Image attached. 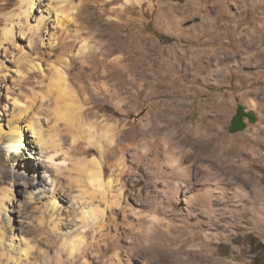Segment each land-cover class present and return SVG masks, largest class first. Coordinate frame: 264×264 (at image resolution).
Segmentation results:
<instances>
[{"label": "rangeland", "instance_id": "obj_1", "mask_svg": "<svg viewBox=\"0 0 264 264\" xmlns=\"http://www.w3.org/2000/svg\"><path fill=\"white\" fill-rule=\"evenodd\" d=\"M163 1L161 4L160 0H143L141 5L126 6L124 0H38V8L33 11L30 23L37 25L39 21H43L41 28L45 27L48 32V36H45L46 42L49 34L56 33L57 29L62 30L57 26L55 11H61L58 14L64 20V25L69 26L70 23L69 29L62 30L67 31L68 46H57L53 60L58 66L68 70L69 84L73 85L77 99L84 105L83 125L79 129L77 143L84 147L82 157H99L95 146H108L109 141L105 136L108 135L106 129L109 121L118 122L117 133L120 138L127 139V143L133 142L137 149L148 154L149 167L154 148L158 146L166 149L167 154L163 153L162 156L164 174L150 173V169L144 164L136 163L133 156L127 158L129 168L127 172L121 173V185L124 186L121 187L127 191L120 205L128 212L131 211L127 218L129 226L125 224L122 210H116L121 224L118 246L121 257L124 260L130 257L134 264H264V249L260 252L257 248V243L264 245V94L259 95L258 101L250 105L249 96L245 92L258 85L264 91V70L261 77H256L254 68L252 71H243L248 75V83L244 86H239L237 76L226 84L223 82L224 74L220 73L226 70L219 63L218 73L211 77L214 85L211 93L202 94L192 88L189 93L195 98L187 99L184 105L186 112L178 110L174 115H164L162 111L148 109L153 104V86L140 89L142 94L139 101L130 98L131 83L138 79L154 81L152 59L155 39L160 40L162 46L177 41L173 46L176 49L185 48L184 52L188 55L181 31L195 23L209 22L213 25L217 22L216 28L220 33L214 38L217 48L214 49L222 62L227 47H234L233 34L229 30L237 25L241 32L254 18L252 11L245 17V7L252 0ZM260 1L264 6V0ZM18 2L19 0H0V29L7 23L8 17L18 13ZM167 4L188 8L192 10L190 15L196 16L178 19L175 29L158 30L155 18L167 19L173 13L164 9ZM259 23L264 21L261 19ZM206 36L205 32L198 36L199 42L206 39ZM16 43L28 50V41L18 40ZM18 51L13 50L16 60L19 57ZM62 55L66 58L68 67L63 59H59ZM16 60L11 57L5 59L0 54V62L3 64L6 61L2 67L11 71L7 75L9 83L13 75L15 76L18 65ZM186 65L191 67V63ZM175 68L178 77L185 66L181 63V67L177 64ZM185 73L183 72V77L186 76ZM81 84L87 87L86 98L79 91ZM1 95L0 107L4 108L8 103L6 89ZM240 106L252 119L244 116L242 120L245 128L233 131L231 128ZM0 117L2 118L1 115ZM3 124L7 127V121ZM124 126L125 131L122 134ZM60 130L61 142L64 148H68L71 135L62 123ZM90 138L95 146L90 145ZM182 151L185 153L182 163L192 173L189 176L190 189L187 192L195 188L193 191L201 194V199H208L209 191V194H213L210 198V211L217 216L214 222L213 216L205 211L207 208L196 202L192 219L197 218L200 223L186 225L183 220L185 202L176 206V202L170 199V194L166 193L172 188V181L176 177L170 173L174 166L170 158L173 153ZM72 159L70 157L68 163L70 167H73ZM15 160L16 158L7 157L5 153L0 156V192L1 189L11 188ZM24 160L31 164L28 179L30 177L32 181H39V178H31L37 168L36 161L31 158ZM111 162L109 159L104 164L106 177L112 174ZM201 170L218 173V180L207 179ZM74 172L72 171L75 176L77 173ZM69 174L70 171L66 170L63 179L61 178L66 194H61L57 203L62 208L53 215V212L45 208L49 199L32 195V192H38L41 184L36 188L33 187L35 184H31L29 188L22 180L15 182L13 202L7 203L8 213L16 209L20 211L21 217L15 220V214L11 213L8 219L4 216L0 220V233L5 235V240L0 243V264L83 262L81 258L70 259L69 237L70 234L75 235L80 226V209L71 203L73 196L77 195V189L70 187ZM256 187L260 192H257ZM241 188L247 195L242 193L244 190ZM32 196L39 198L33 202ZM243 196H246L245 199ZM99 203L104 207L102 202ZM244 203L245 209L241 205ZM9 218L12 221L9 222ZM153 218L168 228L155 224ZM54 225H58L57 229L53 228ZM91 231L88 229L85 235L90 237ZM27 245L32 249L29 250L28 261L19 253L21 249L26 250ZM115 246L116 244L110 243V250L105 255L88 256L85 264H116L111 260L116 252ZM254 250L258 253H254ZM123 262L125 264L126 260Z\"/></svg>", "mask_w": 264, "mask_h": 264}, {"label": "bare ground", "instance_id": "obj_2", "mask_svg": "<svg viewBox=\"0 0 264 264\" xmlns=\"http://www.w3.org/2000/svg\"><path fill=\"white\" fill-rule=\"evenodd\" d=\"M37 1L19 0L18 13L13 17H6L7 23L0 29V54L5 59L11 57L16 60L13 50L15 52L19 50L15 76L13 75L10 83L8 82L7 75L11 71L8 70L9 68L4 69L2 67L6 61L3 64L0 62V96H2L1 92L6 89L8 100L4 108L0 107V115L2 116V118L0 117V156L5 153L7 157L13 156L16 158L12 167L13 180L11 188L1 189L0 192V220L4 216L8 219L11 213L15 214V220L21 217L20 211L16 209L8 213L9 208L7 206L8 202H13L15 182L18 183L20 180L24 181V183L26 182L29 188L32 186L31 184H35L34 188L41 184L37 190L38 192L34 191L32 195H39L40 198L45 197L49 199L45 208L53 212L51 215L59 212L62 206L57 201L60 199L62 193L63 195L66 194L62 188L61 178L64 176V171L67 170L70 171L68 175L70 187L73 186L77 189V195L73 196L71 203L74 207L79 206L80 209V226L77 225L78 228L75 235L70 234L69 237L70 259L81 258L83 260L82 263L85 264L88 256L92 254L105 255L110 250V243H114L116 244V252L111 257V260L115 261L116 264H123L125 260V264H134L130 257L124 260L118 248L121 224L116 210H122L124 220L126 221L125 224L128 226V213L131 212H128L125 207H121L120 205V201L127 191L122 188L124 186L121 185V176L123 175L121 173L127 172L126 170L129 168L127 167L128 163H126L127 158L133 156V160L138 164L146 165L147 169H150V173L164 174L162 156H164L163 153L167 154L165 152L166 149L159 148L158 146L154 148L149 167L147 164L149 159L148 154L142 152L144 150L137 149L133 145V142L127 143V139L120 138V135L117 133V129H119L118 122L112 123V121H109L108 123L113 126L110 127L108 124V128L106 129L108 135L105 138L109 141L108 146L106 148L101 147L99 144L95 146L93 139L90 138L89 143L92 142L90 145L92 144L97 148L99 157L95 155L91 158L81 156L84 152V147L77 143L79 129L83 125L84 105L83 102L77 99L76 93L72 88L73 85L69 84L70 76L68 70L58 66L57 62L53 60L57 46L62 44L64 47L68 46L67 41L69 38L66 37L67 31L62 30L64 28L69 29L70 23L69 26L64 25V20L58 14L59 10L55 11L57 26L62 28V30L57 29L56 33L49 34L50 37L46 39L48 40L46 42L45 36H48V32L45 27L41 28L43 21H39L37 25L30 23L33 11L38 8L36 5ZM142 2L143 0H124V5H141ZM160 3L163 4L164 1L160 0ZM18 40L28 41V50H24L18 46L16 43ZM1 50L3 51L1 52ZM59 59H63L66 67H68L64 55L60 56ZM86 90L87 87L81 84L79 91L82 92V96L84 97ZM103 120L106 121V119ZM4 121H7V127L4 126ZM60 123L65 126L71 135L72 140L68 148H64L61 142ZM103 126L105 127V123ZM124 131L125 126L122 129V134ZM132 140L134 141V138ZM25 151L28 153H25ZM184 154L183 151L181 153H173V156L170 158V162L174 165L170 173L176 177L172 181V188L166 193L167 195L168 193L170 194V199L176 202V206L185 202V206H183V210H185L183 220L186 225L192 226L195 222L200 223L199 219H192L194 218L193 206L196 202L207 208L205 211L213 216L212 222H214L217 216L215 212L210 211L212 209L210 198L213 194H209V191L207 195L209 196L208 199H201V194L193 191L195 188L187 192L190 189L188 187V180L191 178L189 176L192 173L189 167L182 163V156ZM58 156L60 157L58 158ZM70 157H73L71 164L73 167H70V164L68 165ZM26 158L36 161L35 165L37 168L34 174L31 175V178H39V181H32L30 177L28 179V169L31 164L25 162L24 159ZM109 159L113 162H111L112 174L106 177L104 164ZM129 165L132 166L133 164ZM72 171H75L77 174L74 176ZM201 171L207 179L218 180V173H214L211 170ZM256 188L257 192H260L259 188ZM184 189L186 190L184 191ZM241 189L244 190L243 188ZM242 193L247 195L245 190ZM245 197L243 196L244 199ZM38 198L32 196L31 200L34 202ZM99 202H102L104 207H101ZM241 205H243V209L246 208L245 203ZM258 209L260 208L258 207ZM237 211L239 212L238 209ZM108 213H110L109 216ZM55 215L57 216V214ZM10 221L12 220L9 218ZM153 222L159 224V221L155 218H153ZM162 224L164 223L159 224V226L166 227L165 224ZM57 227L58 225H54L53 228L57 229ZM88 229L92 230L90 237L85 235ZM12 236L16 237L14 234ZM4 240L5 235L2 232L0 233V243ZM25 249H21L19 253L20 256L23 254L28 261L29 250L31 249L30 245H27Z\"/></svg>", "mask_w": 264, "mask_h": 264}, {"label": "crops", "instance_id": "obj_3", "mask_svg": "<svg viewBox=\"0 0 264 264\" xmlns=\"http://www.w3.org/2000/svg\"><path fill=\"white\" fill-rule=\"evenodd\" d=\"M256 8L259 9L256 11ZM164 9H168L167 11L173 13L167 16L168 20H160L159 17L157 20L155 18L156 28L161 31H166L167 28L168 30L169 28L175 29L174 27L178 25V19L196 16L190 15L192 10L185 9L180 5L167 4V8ZM251 11L254 18H251L252 20L244 30L240 32L237 29V25L229 30L233 34L234 47H227V51L224 54L222 53L224 55L222 62L219 61L216 54L217 51H215L217 48H215L214 38L220 33L216 28L217 22L213 25L209 22L207 24L195 23L181 31L185 39V47L189 51L188 55L184 52L185 48L182 50L173 46L177 41H171L169 44L162 46L160 40L155 39L153 41L154 58L152 59L154 81L138 79L135 83H131V100L139 101L142 94L140 89H143L144 86H147V88L153 86L154 89L151 95L153 104L148 109L158 112L162 111L164 115H174L178 110L186 112L184 105L187 99L189 97L191 99L195 98L189 93L192 88L202 94L211 93L212 86H214L211 77L218 73L217 66L219 63L226 70V73L220 72L224 74L223 82L226 84L237 76L239 78V86H244V84L248 83V75H245L243 71H252V68L256 72V77H261L264 70V23L259 22L261 19L264 21V15H262L264 14L263 3L260 0H252V3L245 7V17ZM204 32L207 34L206 39L199 42L198 36L204 35ZM186 62L191 63V67L186 65L188 64ZM181 63L185 66L183 72L187 74L185 73L186 76L183 77V72L181 71L180 75L182 77L180 75V77H176L175 66L178 64L181 67ZM259 86H254L245 91L249 96L250 105L258 101L259 95L264 94V91Z\"/></svg>", "mask_w": 264, "mask_h": 264}, {"label": "water", "instance_id": "obj_4", "mask_svg": "<svg viewBox=\"0 0 264 264\" xmlns=\"http://www.w3.org/2000/svg\"><path fill=\"white\" fill-rule=\"evenodd\" d=\"M244 116H249L250 119H252L251 115L246 114V112L243 110V108L240 106L238 109V115L235 117L232 125L233 131H239L245 128V123L242 120Z\"/></svg>", "mask_w": 264, "mask_h": 264}, {"label": "trees", "instance_id": "obj_5", "mask_svg": "<svg viewBox=\"0 0 264 264\" xmlns=\"http://www.w3.org/2000/svg\"><path fill=\"white\" fill-rule=\"evenodd\" d=\"M257 248H259L258 250L261 252V251L264 249V245H263L262 243H257ZM253 252H254V253H255V252L258 253L257 250H254Z\"/></svg>", "mask_w": 264, "mask_h": 264}]
</instances>
